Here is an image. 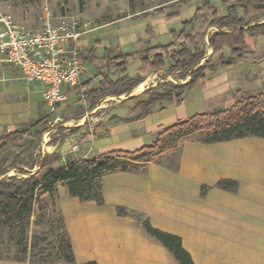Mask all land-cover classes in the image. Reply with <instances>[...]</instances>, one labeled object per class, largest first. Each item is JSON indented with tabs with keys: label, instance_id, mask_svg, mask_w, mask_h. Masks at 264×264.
<instances>
[{
	"label": "crops",
	"instance_id": "crops-1",
	"mask_svg": "<svg viewBox=\"0 0 264 264\" xmlns=\"http://www.w3.org/2000/svg\"><path fill=\"white\" fill-rule=\"evenodd\" d=\"M160 16L171 22L162 12ZM84 36L77 43L84 62L80 86L70 90V101L57 104L56 118L63 115L61 112L66 104L85 97L82 84L97 86L99 70L95 57L112 60L116 55L135 52L148 42L139 40L136 50L117 51L107 58L97 54L98 40L94 42L95 48L84 53L88 46ZM242 63L225 68L227 71L220 70L223 67L210 72L204 83L199 81L184 92L179 105L168 106L140 119H130L138 111L129 109L130 113L127 111L125 115L114 114L116 121L105 127V135L94 137L91 129L83 125L79 132L66 134L49 144L47 135L62 127L66 128L62 131L69 130L71 121L80 120L88 112L78 119L72 117L54 128L43 130L42 125L47 119L42 99L43 85L23 78L14 67L0 63V137L41 120L31 131H41L47 136L45 149L49 148L50 154L59 156L49 164L54 167L63 164L70 156L84 158L112 149L135 150L155 141L162 128L196 112L207 111L205 101L218 98L224 102L237 79L234 78L235 70ZM92 67L96 69L94 76ZM106 74L105 68L101 75ZM258 83L262 84L260 80ZM142 86L143 82L135 90ZM237 100H232L225 108ZM72 144H77L75 152L69 151ZM46 151L42 150L48 153ZM179 151L177 170L158 161L146 164L144 173L113 171L102 175L104 203L100 206L93 200L81 201L70 196L67 187L58 183L54 197L75 254L73 264L87 261L97 264H179L174 255L160 241L149 236L132 216L119 215L115 205L144 213L152 226L180 237L183 248L190 253L195 264H264V138L246 136L212 143L184 139ZM36 169L37 166L31 171ZM222 178L237 180V190L231 192L215 187L214 183ZM203 184L211 186L204 195L200 193ZM0 264L35 263L0 259Z\"/></svg>",
	"mask_w": 264,
	"mask_h": 264
},
{
	"label": "trees",
	"instance_id": "trees-1",
	"mask_svg": "<svg viewBox=\"0 0 264 264\" xmlns=\"http://www.w3.org/2000/svg\"><path fill=\"white\" fill-rule=\"evenodd\" d=\"M0 1L32 3L41 0ZM221 5L226 9L225 14L217 12L206 0L203 6L206 8L205 13H211L210 18L201 16V23L195 26L197 14L202 10L198 8L192 19L181 21L178 31H170L171 39L166 44L147 42V45L137 51L116 55L112 60L95 57L99 70L98 84L94 88L88 87L86 83L82 84L81 86L85 87V97L96 100L110 94L116 96L128 94L148 75L159 69L171 75L179 73L180 83L162 82L161 90L142 91V94L146 95L144 98L138 96L126 98L134 100L131 110L138 111V114L130 119H140L168 106L181 104L184 92L193 88L199 81L204 83L210 72L223 67H234L237 63L254 56L249 48L264 40V0H222ZM165 17L167 21L179 18L175 12L167 13ZM210 27H216L218 30L212 28L207 34ZM208 47L212 49L209 56L206 51ZM128 58H134L137 62L134 76L127 74ZM105 68L107 74L102 76L101 71ZM117 73L120 75L111 78L110 75ZM124 85V90L116 91L119 86ZM113 117L117 118L116 115ZM40 121L2 135L0 153L6 150L8 142L14 138L28 136L33 140L40 131L31 130L37 127ZM79 130L80 128L74 129L75 132ZM197 132L200 134L197 141L203 143L225 142L246 136L264 138V92L241 95L225 109L196 112L162 128L157 132L155 141L135 150L112 149L84 158L70 156L63 164L55 167L45 160L42 167L35 172L17 168L21 176L13 174L0 179V245L5 243L3 234L6 231L8 234L6 239L12 242L20 253L24 255L29 253L30 258L24 256L0 259L35 264L59 261L73 264L75 254L61 213L63 240L57 245L39 246L47 238V232L38 231L36 227L42 222L43 211L48 206L51 208L54 206L53 197L58 183L67 187L70 196L81 201L93 200L100 206L104 203L100 182L102 175L113 171L144 173L146 164L158 162L156 159L160 155L180 146L181 140ZM177 165L176 161L167 167L177 170ZM6 172L0 170V176ZM238 185L239 182L232 178H222L214 183L215 187L231 192H235ZM210 187L201 185L200 193L204 195ZM44 194L47 198L43 196ZM115 210L119 215L132 216L149 236L160 241L174 255L179 264H195L190 253L183 248L180 237L155 228L144 213L120 205H115ZM83 264L97 263L87 261Z\"/></svg>",
	"mask_w": 264,
	"mask_h": 264
},
{
	"label": "rangeland",
	"instance_id": "rangeland-1",
	"mask_svg": "<svg viewBox=\"0 0 264 264\" xmlns=\"http://www.w3.org/2000/svg\"><path fill=\"white\" fill-rule=\"evenodd\" d=\"M206 0H41L32 3L25 2H1L0 9L4 12H9L13 15L15 22L22 28H27L31 31H37L42 24V10L47 8L54 15L55 22H76L77 24L88 23L89 30L84 34L88 46L84 53L89 48H95L94 42L98 40L100 47L97 48V54L103 55L107 58H111L117 51L123 53L124 51H134L137 49V42L143 40V42L152 43H165L170 41L168 33L170 30H179L181 27V21L190 20L196 13L198 8L202 10L197 14V19L194 23L198 26L201 22V16L210 18L211 13H205ZM209 3L221 14L226 13V9L222 7V0H208ZM160 12L163 14L175 12L178 14L179 19L171 22H166L164 17L160 16ZM216 27H210L208 32ZM105 48V50H103ZM250 51H253L254 56L249 57L242 65H239L235 70L234 78H237L233 82L230 92H228L227 99L218 100V98L205 101L207 112L223 109L232 100H237L241 95L254 94L257 92H264V40L256 46H251ZM211 47H208L206 51L208 56L212 53ZM207 56V57H208ZM204 61V60H202ZM201 61V62H202ZM137 68V62L134 58L127 59V74L134 76ZM227 71L225 68L220 69ZM96 69L92 67L91 74L94 76ZM230 74V72H228ZM119 73L110 75L111 78H116ZM262 84H259L258 81ZM172 81L174 83H180L179 73L168 74L165 70L159 69L153 71L143 80V86L139 90L135 88L128 94H121L119 96L110 94L100 99L92 98H80L72 103H68L64 106L61 112L60 118H56L52 125L44 126L46 128H54V125L59 123H65L68 119L79 116H85L80 120L71 121L69 130L62 127L57 129L55 133L47 135L49 137L48 144L55 142L57 138H64L66 134L77 133L74 131L76 128H82L83 125L88 126L91 129V134L94 137L99 135H105L107 130L106 126L109 125L115 118L111 117L114 114H123L131 109L134 103L132 99L128 98L129 94H135L140 98H144L146 95L142 94V91L161 90L162 82ZM139 85V84H138ZM124 86H119L116 91L124 90ZM240 89L236 92L237 89ZM80 93V92H79ZM85 94V93H84ZM79 95V94H78ZM202 96L204 94L201 93ZM74 97V95H73ZM71 100V99H70ZM69 100V101H70ZM130 113V111H129ZM67 125V124H65ZM64 125V126H65ZM80 131V130H79ZM78 131V132H79ZM53 135H56L53 139ZM45 133H40L30 140L31 137H17L8 142L6 150L0 153V170H6L5 174L12 175L18 173L21 176L17 168H23L25 170L35 169L41 162L42 155L45 149L44 140L47 137ZM200 134L189 135L186 139L197 141ZM81 138L79 137V140ZM184 140V139H183ZM180 141L181 142L183 141ZM78 142V141H77ZM69 151L75 152V150ZM80 152H77L79 154ZM179 145L170 149L164 156L157 158L156 160L164 163L166 166L173 165L179 156ZM46 161L48 164H53L59 156L56 153H47ZM15 166V167H13ZM45 198L47 195L44 194ZM54 198V206L47 207L43 213V219L40 226L36 227L38 231H46L47 238L39 244L44 247L45 245L55 244L57 245L60 240H63V228L60 221V212L56 207V198ZM34 227V226H32ZM35 228V227H34ZM8 234L6 231L3 234L4 244L0 245V257H26L30 258L29 253L22 254L19 249L15 247L12 242H9L6 238ZM36 251V250H35Z\"/></svg>",
	"mask_w": 264,
	"mask_h": 264
},
{
	"label": "built area",
	"instance_id": "built-area-1",
	"mask_svg": "<svg viewBox=\"0 0 264 264\" xmlns=\"http://www.w3.org/2000/svg\"><path fill=\"white\" fill-rule=\"evenodd\" d=\"M41 14L40 29L31 31L19 26L11 13L0 9V63L43 85L45 123L52 125L57 104L68 102L70 90L80 86L84 62L77 43L89 28L88 23L55 22L47 8ZM76 149L77 144H72L71 150Z\"/></svg>",
	"mask_w": 264,
	"mask_h": 264
},
{
	"label": "water",
	"instance_id": "water-1",
	"mask_svg": "<svg viewBox=\"0 0 264 264\" xmlns=\"http://www.w3.org/2000/svg\"><path fill=\"white\" fill-rule=\"evenodd\" d=\"M132 96H135V94H129L128 95V97H132ZM43 157H42V159H41V162L38 164V167H37V169H39V168H41L42 167V165L44 164V162H45V160L47 159V153H44L43 155H42ZM36 169V170H37ZM35 172V171H34ZM13 174H15V173H13ZM12 174V175H13ZM15 175H17V174H15ZM6 176H11V175H1L0 176V179H2V178H4V177H6Z\"/></svg>",
	"mask_w": 264,
	"mask_h": 264
}]
</instances>
